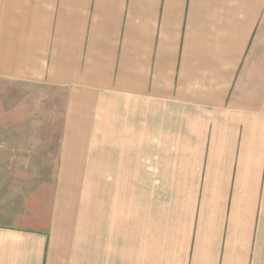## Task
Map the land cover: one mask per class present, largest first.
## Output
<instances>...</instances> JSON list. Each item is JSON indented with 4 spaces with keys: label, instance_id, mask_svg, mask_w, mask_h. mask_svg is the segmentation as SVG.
Here are the masks:
<instances>
[{
    "label": "crops",
    "instance_id": "crops-1",
    "mask_svg": "<svg viewBox=\"0 0 264 264\" xmlns=\"http://www.w3.org/2000/svg\"><path fill=\"white\" fill-rule=\"evenodd\" d=\"M0 264H264V0H0Z\"/></svg>",
    "mask_w": 264,
    "mask_h": 264
},
{
    "label": "rangeland",
    "instance_id": "rangeland-1",
    "mask_svg": "<svg viewBox=\"0 0 264 264\" xmlns=\"http://www.w3.org/2000/svg\"><path fill=\"white\" fill-rule=\"evenodd\" d=\"M17 87H19V86H17ZM20 96V93L18 94V97ZM13 99H14V97H13Z\"/></svg>",
    "mask_w": 264,
    "mask_h": 264
}]
</instances>
